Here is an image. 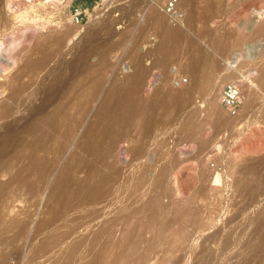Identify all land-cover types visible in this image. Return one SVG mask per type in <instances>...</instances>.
Wrapping results in <instances>:
<instances>
[{
	"label": "rangeland",
	"instance_id": "1",
	"mask_svg": "<svg viewBox=\"0 0 264 264\" xmlns=\"http://www.w3.org/2000/svg\"><path fill=\"white\" fill-rule=\"evenodd\" d=\"M31 1L0 0V264H264V0Z\"/></svg>",
	"mask_w": 264,
	"mask_h": 264
},
{
	"label": "built area",
	"instance_id": "2",
	"mask_svg": "<svg viewBox=\"0 0 264 264\" xmlns=\"http://www.w3.org/2000/svg\"><path fill=\"white\" fill-rule=\"evenodd\" d=\"M32 0L31 2H34ZM47 11L58 12L60 21H67L74 25L83 26L94 17H102L116 7L119 0H43ZM160 3V0H155ZM163 12L174 21L180 20L183 15L179 6V0H166L163 4ZM241 82H228L221 94L220 104L227 110L230 116L236 117L241 110Z\"/></svg>",
	"mask_w": 264,
	"mask_h": 264
},
{
	"label": "bare ground",
	"instance_id": "3",
	"mask_svg": "<svg viewBox=\"0 0 264 264\" xmlns=\"http://www.w3.org/2000/svg\"><path fill=\"white\" fill-rule=\"evenodd\" d=\"M160 20V19H159ZM160 23H161V20H160ZM163 24V23H162ZM142 77V76H141ZM140 78V77H139ZM142 79V78H141ZM139 82H140V80H139ZM142 82V81H141ZM136 83H138V78H136V82H135V86H136ZM138 85V84H137ZM247 90V89H246ZM11 112H12V108H7L6 107V109H5V114H11ZM215 181H220V175L218 174L217 176H216V179H215Z\"/></svg>",
	"mask_w": 264,
	"mask_h": 264
},
{
	"label": "trees",
	"instance_id": "4",
	"mask_svg": "<svg viewBox=\"0 0 264 264\" xmlns=\"http://www.w3.org/2000/svg\"><path fill=\"white\" fill-rule=\"evenodd\" d=\"M88 1L92 2L93 0H88Z\"/></svg>",
	"mask_w": 264,
	"mask_h": 264
}]
</instances>
